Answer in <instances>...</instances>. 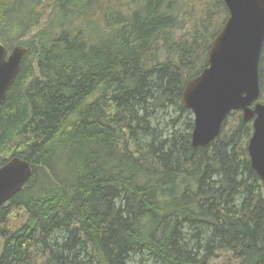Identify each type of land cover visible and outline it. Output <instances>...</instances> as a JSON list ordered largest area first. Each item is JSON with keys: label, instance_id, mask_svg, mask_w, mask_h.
Here are the masks:
<instances>
[{"label": "trees", "instance_id": "16d2710c", "mask_svg": "<svg viewBox=\"0 0 264 264\" xmlns=\"http://www.w3.org/2000/svg\"><path fill=\"white\" fill-rule=\"evenodd\" d=\"M226 16L222 0H0V42L26 48L0 166L33 170L0 206V264H264L251 121L232 111L192 147L181 102ZM258 75L264 104V43Z\"/></svg>", "mask_w": 264, "mask_h": 264}, {"label": "water", "instance_id": "95a60500", "mask_svg": "<svg viewBox=\"0 0 264 264\" xmlns=\"http://www.w3.org/2000/svg\"><path fill=\"white\" fill-rule=\"evenodd\" d=\"M227 16L207 51L206 65L189 78L181 102L193 116L192 147L206 146L219 134L232 111L251 121L246 150L264 189V104L259 96L258 67L264 43V0H222ZM26 53L22 45L9 51L0 42V104L16 79ZM31 165L18 156L0 166V206L32 176Z\"/></svg>", "mask_w": 264, "mask_h": 264}, {"label": "rangeland", "instance_id": "374dc122", "mask_svg": "<svg viewBox=\"0 0 264 264\" xmlns=\"http://www.w3.org/2000/svg\"><path fill=\"white\" fill-rule=\"evenodd\" d=\"M226 10H227V9H226ZM188 12H189V10H188ZM179 21H181V22L186 21V18L181 16V17H179ZM104 29H105V28L102 27V30H101V29H100L101 31L99 30L100 32H98L97 34H96V33H94V34H96V35H102L101 33H102V31L104 32ZM85 30H86V29H85ZM89 30H90V27H89ZM85 32H86V31H85ZM181 32H182V30H180V29L175 30V31L173 32V35H174V36L172 35L173 38L176 37V38L178 39L179 36L181 35ZM192 117H193V116H192Z\"/></svg>", "mask_w": 264, "mask_h": 264}, {"label": "bare ground", "instance_id": "6f19581e", "mask_svg": "<svg viewBox=\"0 0 264 264\" xmlns=\"http://www.w3.org/2000/svg\"><path fill=\"white\" fill-rule=\"evenodd\" d=\"M9 1V0H8ZM50 2V1H49ZM197 7V6H196ZM41 8H42V6H41ZM195 9V8H194ZM176 10H177V8H176ZM196 10V9H195ZM58 11V10H57ZM198 12V11H197ZM201 13V12H200ZM45 17V16H44ZM48 17V16H47ZM213 21V20H212ZM107 28V27H106ZM109 29V28H108ZM210 39V38H209ZM173 41V40H172ZM203 49V48H202ZM182 88H183V86H182Z\"/></svg>", "mask_w": 264, "mask_h": 264}]
</instances>
